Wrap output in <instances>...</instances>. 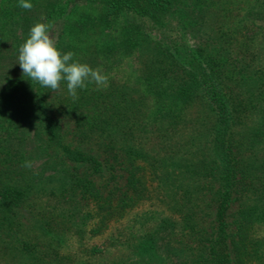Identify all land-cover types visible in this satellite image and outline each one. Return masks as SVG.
I'll return each instance as SVG.
<instances>
[{"label":"trees","instance_id":"trees-1","mask_svg":"<svg viewBox=\"0 0 264 264\" xmlns=\"http://www.w3.org/2000/svg\"><path fill=\"white\" fill-rule=\"evenodd\" d=\"M235 1L0 0V264H264V0ZM37 22L106 83L23 74Z\"/></svg>","mask_w":264,"mask_h":264},{"label":"clouds","instance_id":"clouds-1","mask_svg":"<svg viewBox=\"0 0 264 264\" xmlns=\"http://www.w3.org/2000/svg\"><path fill=\"white\" fill-rule=\"evenodd\" d=\"M18 5L23 9L32 7L31 0H18ZM73 56L71 51L62 52L55 45L48 24L37 22L30 27L28 37L19 48L18 64L23 74L41 87L56 90L64 81L72 97L77 95V89H83L89 83L94 82L97 87L106 83L107 77L99 69L81 63ZM24 166H31V162L25 161Z\"/></svg>","mask_w":264,"mask_h":264},{"label":"rangeland","instance_id":"rangeland-1","mask_svg":"<svg viewBox=\"0 0 264 264\" xmlns=\"http://www.w3.org/2000/svg\"><path fill=\"white\" fill-rule=\"evenodd\" d=\"M252 1L253 0H249V1L248 0H236L234 2V4L231 6L232 7L230 10L232 12L231 17H228V19L227 18L226 19L228 21L233 20V21H235V23L238 22V20H240L241 16L247 12ZM225 23L227 24V22H224V24ZM128 74H129V72L126 69V66H122L119 69H114L111 72V76H114V77L116 76V77L121 78V79L127 78ZM98 242H99V240H98ZM73 245H74V239L70 238V237L66 238L65 243H64V247H65L64 251L66 252V249L68 250Z\"/></svg>","mask_w":264,"mask_h":264}]
</instances>
